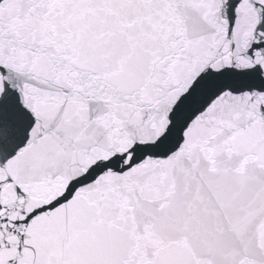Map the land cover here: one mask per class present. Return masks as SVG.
I'll return each mask as SVG.
<instances>
[{
  "label": "snow or ice",
  "instance_id": "1",
  "mask_svg": "<svg viewBox=\"0 0 264 264\" xmlns=\"http://www.w3.org/2000/svg\"><path fill=\"white\" fill-rule=\"evenodd\" d=\"M0 264H264V0H0Z\"/></svg>",
  "mask_w": 264,
  "mask_h": 264
}]
</instances>
